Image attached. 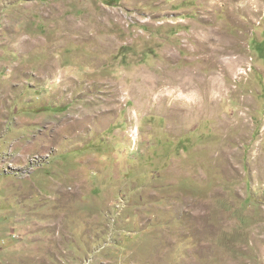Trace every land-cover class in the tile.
<instances>
[{"label":"rangeland","instance_id":"obj_1","mask_svg":"<svg viewBox=\"0 0 264 264\" xmlns=\"http://www.w3.org/2000/svg\"><path fill=\"white\" fill-rule=\"evenodd\" d=\"M0 264H264V0H0Z\"/></svg>","mask_w":264,"mask_h":264},{"label":"bare ground","instance_id":"obj_2","mask_svg":"<svg viewBox=\"0 0 264 264\" xmlns=\"http://www.w3.org/2000/svg\"><path fill=\"white\" fill-rule=\"evenodd\" d=\"M212 62V61H211ZM188 73V72H187ZM204 73V72H203ZM204 75V74H203ZM202 78V77H201ZM201 78H198V76H197V78L196 77H193V76H191V75H189V73L188 74H186V72L184 73V74H181L180 76H179V79H177L176 81H175V83H176V85L178 86V88H177V90H179V91H188L189 93L192 91V93H193V95L194 96H199L200 94H202L203 95V98L204 99H208L209 97V99H213V95H214V93L215 92H217V91H219L223 86H221L220 85V83L216 80V79H214V81L213 80H210L209 79V87H207V84L205 83V80H203V79H201ZM169 80V79H168ZM166 83V82H165ZM170 83V82H169ZM159 85V84H158ZM124 90V89H123ZM223 90V89H222ZM120 92V91H119ZM176 93V92H175ZM180 93V92H179ZM174 94V93H173ZM172 94V95H173ZM152 95H153V93H152ZM178 95V94H177ZM176 95V96H177ZM183 95V94H182ZM165 96H168V95H165ZM183 96H185V95H183ZM164 97V96H163ZM167 98V97H166ZM184 98H186V97H184ZM163 99V98H162ZM169 100V99H168ZM196 100V99H195ZM177 101V103L179 104V105H183V102H182V100H176ZM197 101V100H196ZM174 102V101H173ZM176 103V105H178ZM187 103H190V106H193V101L192 102H188L187 101ZM189 106V105H188ZM194 107V106H193ZM211 107V106H210ZM192 108V107H191ZM198 108V107H197ZM196 107H195V110L197 109ZM188 109V108H187ZM190 109V108H189ZM193 109V108H192ZM191 110V109H190ZM198 110V109H197ZM193 111H194V109H193ZM186 116L188 117V116H191L192 114H191V112L188 110V111H186ZM184 114V113H183ZM182 115V114H181ZM185 115V114H184ZM177 116V115H176ZM239 118V117H238Z\"/></svg>","mask_w":264,"mask_h":264}]
</instances>
